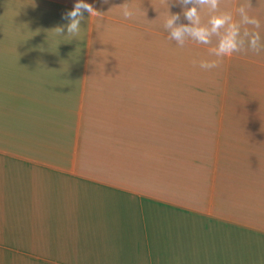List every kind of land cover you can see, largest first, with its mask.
<instances>
[{
    "label": "crops",
    "instance_id": "0c3cea01",
    "mask_svg": "<svg viewBox=\"0 0 264 264\" xmlns=\"http://www.w3.org/2000/svg\"><path fill=\"white\" fill-rule=\"evenodd\" d=\"M85 2L69 36L76 0H0V264H264V82L241 115L171 96L145 34L177 56L159 27L183 6ZM219 6L264 23V0Z\"/></svg>",
    "mask_w": 264,
    "mask_h": 264
},
{
    "label": "rangeland",
    "instance_id": "374dc122",
    "mask_svg": "<svg viewBox=\"0 0 264 264\" xmlns=\"http://www.w3.org/2000/svg\"><path fill=\"white\" fill-rule=\"evenodd\" d=\"M222 4L223 0H220V5ZM253 6L252 3L251 7L253 8ZM189 7H191V5H189ZM226 11H228L226 6H219L216 12L210 11L208 6H204L200 11L202 24H207L208 19L212 15ZM153 17H155V15H153L152 10L146 11V19L152 20ZM236 19H240L238 15ZM180 23L182 22L178 24ZM160 25L159 23H154L152 28H156ZM247 27L250 30H256L252 29L250 25ZM159 28L162 32L167 31L163 25ZM263 28L264 23L260 22L258 31ZM223 33L224 29H221L220 35H223ZM145 40V52L147 50H150V52L154 50L159 54L158 57L155 58L156 63L153 64V68L151 62H149V68L151 70H148L149 72L146 75V79L152 80L153 78L157 81L166 83L164 84L165 87H171V96L174 91L177 97L186 96L189 98H201L203 100L209 99L208 104H198V106L208 107L209 112L219 113L223 112L224 109V112H230L236 115H241L240 113H250L248 104L253 100L259 101V99H261L263 103V91L262 97L259 95L254 96L257 86H260L264 82V77L261 76L263 75V70L260 69L262 66L248 64L246 59H255L263 62L264 50H261L259 54L253 53L252 51L242 52L246 53L245 55L242 54L246 58L245 61H242L240 58L235 61L233 56H226L222 58L219 67L203 70L199 67L198 63L194 65L193 61H211L218 59L217 57L209 55V49L217 46L219 36H213L212 43L209 45L199 44L190 37L186 39L187 41H185L183 47L178 46L177 42L173 41L171 47L176 49L177 56L176 53H168L170 47L168 42L164 39L161 41L158 38V34L154 35L149 30L145 34ZM108 43H111V41ZM261 43L263 44V42ZM164 51L166 52L160 53ZM230 58H232V60H229ZM109 60H111L110 56H103L99 63L104 64V61ZM146 60H149V58L146 57ZM175 60L176 63L174 65ZM255 74L261 75L256 77ZM165 91L168 92L169 89ZM233 101L235 102L234 104ZM254 112L255 111L252 110L251 113ZM260 112H263V110ZM242 122L245 124L244 127H247V124L251 123L247 121ZM260 127L263 128L262 126ZM241 139L244 140V137Z\"/></svg>",
    "mask_w": 264,
    "mask_h": 264
},
{
    "label": "clouds",
    "instance_id": "9594fccd",
    "mask_svg": "<svg viewBox=\"0 0 264 264\" xmlns=\"http://www.w3.org/2000/svg\"><path fill=\"white\" fill-rule=\"evenodd\" d=\"M107 2V0H105ZM177 3L183 6V16L188 23H180V15H171L165 20L164 28L169 34V39L175 40L177 45L183 47L187 38H191L199 44L209 45L212 43L213 36H219L217 46L209 49V55L217 57L216 60H200L193 61V64L199 65L203 70L217 68L223 57H231L234 53L252 51L259 54L264 50V44L261 43V36L258 29L260 21L250 16L245 6H240L235 10L239 16V20L234 19V14L231 11L220 12L212 15L207 24H202L200 11L204 6H208L210 11L216 12L220 5V0H177ZM191 5V7H188ZM248 8L251 7L249 4ZM124 19H133L136 15V10L128 3L121 6ZM89 13L90 16L98 15L99 13L85 0H76L73 8L62 14V19L67 21L65 25L69 36H76L81 30V22L84 19V13ZM242 25L246 26L242 32ZM252 26L250 30L247 26ZM221 29H224L223 35H220ZM62 34L63 28L56 29Z\"/></svg>",
    "mask_w": 264,
    "mask_h": 264
}]
</instances>
